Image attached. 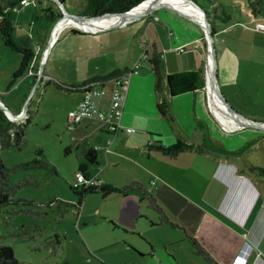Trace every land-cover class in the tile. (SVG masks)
I'll use <instances>...</instances> for the list:
<instances>
[{"label": "rangeland", "instance_id": "1", "mask_svg": "<svg viewBox=\"0 0 264 264\" xmlns=\"http://www.w3.org/2000/svg\"><path fill=\"white\" fill-rule=\"evenodd\" d=\"M241 1L227 0L228 11L236 17V22L223 25L216 21L218 31L213 39L218 83L224 98L236 112L249 120L264 122V32L255 29L257 20L242 17L240 10L247 7ZM3 3L4 0H0V5ZM67 5L79 10L83 2L67 0ZM39 8L34 0H30L26 6L19 5L11 17L17 41L30 46L35 53L32 71L36 78L52 31L51 28L44 29L38 36L34 33L36 42L31 39L32 20ZM164 12L159 9L125 27L96 34H74L71 32L74 28L65 29L48 53L43 81L37 92L35 84L39 80L34 82L30 71L12 85L22 57L5 48L0 39V96L5 105L24 109L28 104V110L33 113L25 145L21 149L0 147V157L8 167L35 160L48 161L58 172V175L35 172L34 175L41 180L40 186L19 189L13 201L0 208V244L11 246L20 264H207L194 254L188 237L168 214L174 225L159 223L151 209L148 210V219L141 217L138 211L132 210L125 197L117 194L106 198L100 192L87 194L79 211L70 208L62 215L58 210L61 201L76 203L79 200L71 187L84 161L79 157L83 150H77L75 146L78 142L73 141L74 138H81L75 131H70L67 124L72 94L65 88L57 87L55 81H47L46 76L56 77L57 82L70 83L78 88L89 82L84 80L88 77H107L127 66L133 68L145 50L142 43H150V39L144 36L149 29L148 23L160 24L156 16L171 26V33L168 29L160 33L166 46L174 49L193 36L192 28L167 18ZM202 44V51L186 50L181 54L177 51L180 59L193 53L201 55L202 52L203 55V86L197 93L200 101L197 115L211 125L215 145L239 150L243 155L241 163L248 162L254 167L264 168L263 131L248 128L249 131L237 136H228L210 110H204L206 41ZM157 45L161 48L160 42ZM170 75L163 63L161 91L158 92V77L151 63L144 62L139 75L133 77L134 85L128 95V108L140 116L142 124L150 128L158 124L166 131L163 138L165 145H170L174 139L169 133V126L174 128L176 122L170 116L174 120L187 117L183 128L189 131L196 129L199 135L203 133L202 128L195 123L193 125L188 118L193 110L190 103L194 93L171 97L167 87ZM160 101L167 104L166 119L160 116L157 109ZM26 117L27 114L17 122H23ZM156 117L159 118L158 123L153 120ZM250 130L254 132L249 133ZM258 134L260 138L257 142ZM253 139L255 144H249L248 141ZM93 142L94 138L81 141L82 146ZM68 149L71 153H67ZM38 150H41V155L37 154ZM165 158V161L169 160ZM88 170L93 174L94 170ZM23 177L24 173L17 174L12 181L17 183ZM101 177L112 181V166Z\"/></svg>", "mask_w": 264, "mask_h": 264}, {"label": "crops", "instance_id": "2", "mask_svg": "<svg viewBox=\"0 0 264 264\" xmlns=\"http://www.w3.org/2000/svg\"><path fill=\"white\" fill-rule=\"evenodd\" d=\"M35 2L38 6V2L36 0ZM162 10L166 11L164 15L167 18L188 25L193 29L194 34L174 49L166 46L160 33L167 29L171 33L172 29L167 21H162L156 16V21L160 24L156 26L153 21L149 22V29L144 34L150 39L148 44L150 58L154 54L159 56L161 66L164 63L167 71L172 75L197 71L203 66L201 65L203 64L202 52L201 55L193 53L180 59L175 49L187 46V51L194 49L202 51V43L205 41L203 30L196 22L176 11L168 8ZM157 42H160L161 48L158 47ZM129 69H131L130 66H127L107 77L94 75L84 80H89V82L106 80ZM31 75L36 82L39 73L37 78L33 73ZM133 77L122 116L123 127L131 128L132 132L120 131L113 136L114 141L110 153L105 155L102 151L98 152V165L95 167L89 165L84 157H80L84 162L79 172L87 176H96L104 186L113 188H120L132 182L140 183L159 201L185 235L196 238L219 264H264V179L248 172L245 163H241L240 159L243 155L239 150H230L223 145L214 144L211 125L197 115L200 105L197 93L201 90L193 92L194 98L190 103L193 110L188 118L193 125L194 123L199 125L203 133L199 135L196 129L189 131L183 128L182 124L188 121L187 117L184 121L178 118L174 120L170 116V119L176 122L174 128L169 126V133L174 139L170 145H165L163 138L166 136V131L163 127L156 124L157 128H150L142 124L140 116L128 108V95L134 85ZM46 78L49 82L55 81L57 87L65 88L72 94L68 113L77 107L82 99L80 90L74 88L73 84L57 82L56 77L47 75ZM42 81L41 75L35 92L38 91ZM0 101L14 115H19L23 111L22 108L5 105L1 96ZM205 103L204 110L209 111L206 95ZM158 119L153 118L157 123ZM247 130L226 131L225 133L228 136H237ZM71 131H75L80 136L81 140L74 138L73 141L78 142L75 148L83 150L82 153L94 146L105 148L111 138L109 134L99 129V123L96 121H82ZM251 132L254 130H250L249 133ZM259 135H257V142ZM87 138H94V142L88 146H82L81 141ZM256 141L253 139L248 143L254 145ZM178 143H184L191 148L174 157L163 156L152 148L155 146L173 147ZM257 144L259 150L260 145ZM68 150L71 153V150ZM165 157L169 160L165 161ZM110 166H112V181L101 177ZM89 168L94 170L93 174L90 173ZM118 196L125 197L132 210L138 211L141 217L145 216L147 219L150 217L147 200L138 192Z\"/></svg>", "mask_w": 264, "mask_h": 264}, {"label": "trees", "instance_id": "3", "mask_svg": "<svg viewBox=\"0 0 264 264\" xmlns=\"http://www.w3.org/2000/svg\"><path fill=\"white\" fill-rule=\"evenodd\" d=\"M22 0H4L0 5V37L5 48L10 49L21 55V64L19 70L13 76L12 85L16 83L27 71H30L34 63L35 53L29 46L22 45L17 41L15 35V26L12 21V13ZM40 8L37 14L33 17L31 25V39L36 42L34 33H38L44 29L53 28L54 24L62 17V12L55 0H36ZM63 7L71 14L85 17H98L105 14L125 13L136 7L146 0H82L83 5L79 10L67 5V0H58ZM197 3L205 12L206 17L213 28V36L217 33L216 21H220L223 25H231L236 22V17L229 13L227 0H192ZM232 2V0H230ZM242 5L246 6L240 10L242 17L251 20H257V23H264V0H242ZM72 4V3H71ZM233 5V4H232ZM74 34H79L76 29L71 30ZM186 51V49H185ZM152 65V70L157 75V91H161V61L160 57L153 55L149 60ZM203 66L195 72L174 74L167 77V87L171 97L184 95L186 93L202 90ZM30 106V105H29ZM157 109L162 118H168V109L165 101H160L157 104ZM27 117L23 122L10 121L4 112L0 109V147L1 149H10L11 147L22 148L25 145L27 128L33 120L32 111L27 110ZM159 151L163 156L174 157L179 153L191 148L184 143H178L173 147L155 146L152 147ZM69 153V150H67ZM41 155V150L37 151ZM79 157H84L89 165L95 167L98 165L97 153L92 149L85 150ZM246 168L250 173L256 174L264 179V168L254 167L250 163L245 162ZM42 172L45 174L58 175V172L50 162L35 160L30 163L19 164L13 167L6 166L0 157V208L13 201L17 192L21 188L39 187L41 180L34 173ZM24 173L25 177L17 183H14L13 177L17 174ZM78 196L79 200L76 203L60 202L58 210L63 215L70 208L79 211L82 206V200L87 194L100 192L103 197L110 195H127L131 192H138L146 198L147 206L158 217V222L161 224H173L170 221L165 209L159 201L149 193L140 183L132 182L120 188L110 186H100L97 189H89L77 191L71 187ZM174 225V224H173ZM194 250V254L199 256L207 264H219L202 245L192 236H187ZM0 264H20L16 258L14 250L11 246L0 244Z\"/></svg>", "mask_w": 264, "mask_h": 264}, {"label": "built area", "instance_id": "4", "mask_svg": "<svg viewBox=\"0 0 264 264\" xmlns=\"http://www.w3.org/2000/svg\"><path fill=\"white\" fill-rule=\"evenodd\" d=\"M35 1V0H34ZM30 0H22L21 6H26ZM255 29L264 32V23H256ZM145 48L143 54L136 60L133 68L106 80L90 81L76 88L82 92V99L76 108L68 113V129L74 130L82 121H96L99 129L111 136L105 148L94 146L92 151L98 153L102 151L105 155L110 153L113 144V136L120 131L131 133V128H124L122 125L123 110L126 103L127 93L133 76L139 75L141 64L149 61V46L146 42L142 43ZM176 51L185 52L181 47ZM33 66L30 74L33 73ZM110 87V90L108 88ZM113 137V138H112ZM103 182L96 176H87L83 172L76 175L73 188L77 191L97 189Z\"/></svg>", "mask_w": 264, "mask_h": 264}, {"label": "bare ground", "instance_id": "5", "mask_svg": "<svg viewBox=\"0 0 264 264\" xmlns=\"http://www.w3.org/2000/svg\"><path fill=\"white\" fill-rule=\"evenodd\" d=\"M174 6L181 14L188 16L192 21H201L197 12H195L184 0H147L139 6L132 9L125 16L108 15L97 20H76L73 18H65L56 27L53 34V41H56L62 31L67 28L85 30L90 32H98L105 29H110L118 26H123L131 20L140 17L150 12L157 4ZM169 9V8H168ZM174 11V10H173ZM197 24V23H196ZM49 50H45L43 58L48 56ZM205 65V90L206 99L213 116L218 121L219 125L226 131L231 132L237 130L242 123L230 114L226 109L220 97H218L217 89L213 78V59L211 53L207 54ZM208 104V103H207Z\"/></svg>", "mask_w": 264, "mask_h": 264}, {"label": "water", "instance_id": "6", "mask_svg": "<svg viewBox=\"0 0 264 264\" xmlns=\"http://www.w3.org/2000/svg\"><path fill=\"white\" fill-rule=\"evenodd\" d=\"M184 1L195 12H197L199 14L200 18H201V21H198V22L194 21V22H196L201 27V29L203 30L204 38H205L206 45H207V54L210 52L211 56H212V59H213V78H214L215 86H216V89H217V94H218V97L221 98V100H222V102H223V104L225 106V109L242 123V125L240 127H238L237 130L252 128V129H256V130L264 132V122H256V121H252V120H249V119L243 117L241 114L236 112L228 104L227 100L224 98V96H223V94L221 92L219 83H218V66H217L216 50H215L214 39H213V28H212L211 24L209 23L204 10L197 3L193 2L192 0H184ZM56 2H57L58 7L60 8V10L62 12V17L54 24V26L52 28L51 35H50L49 41H48L47 46H46V49L49 50V51H50L51 47L53 46V44L55 42V41H53L54 31H55L57 25L62 20H64L65 18L70 17V18H73V19H76V20H85V21L86 20H97L99 18L106 17L108 15L125 16L132 9L135 8L134 7L131 10H129L128 12H125V13L105 14V15L98 16V17H85V16L74 15V14L69 13L58 0H56ZM139 5H137V6H139ZM163 8H169L171 10H174V11L180 13L174 6L164 5V4L159 3L150 12H148V13L140 16V17H137L134 20H131L130 22L126 23L124 26H126V25H128V24H130V23H132L134 21H137V20H140L142 18H145L146 16L150 15L154 11L159 10V9H163ZM181 15H183V14H181ZM183 16L188 18V16H186V15H183ZM122 27L123 26H118V27H114V28H110V29L101 30V31H98V32H90V31L78 30V29H76V30L79 32V34H96V33L104 32V31H108V30L116 29V28H122ZM46 61H47V57L45 59L43 58L42 61H41L38 80L41 79V75L43 73ZM35 86H37V83L35 84ZM206 100H207L208 107H209L208 96H207ZM0 109L4 112V114L6 115V117L9 120L17 122V121H20L23 118V116L26 114V112L28 110V104L25 106V108L23 109L22 113L19 114V115H14L6 106H4V104L1 101H0ZM209 110H210V107H209ZM210 112L212 114L211 110H210Z\"/></svg>", "mask_w": 264, "mask_h": 264}]
</instances>
